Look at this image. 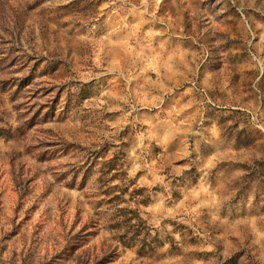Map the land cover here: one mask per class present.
Wrapping results in <instances>:
<instances>
[{
    "label": "rangeland",
    "instance_id": "374dc122",
    "mask_svg": "<svg viewBox=\"0 0 264 264\" xmlns=\"http://www.w3.org/2000/svg\"><path fill=\"white\" fill-rule=\"evenodd\" d=\"M0 264H264V0H0Z\"/></svg>",
    "mask_w": 264,
    "mask_h": 264
},
{
    "label": "trees",
    "instance_id": "16d2710c",
    "mask_svg": "<svg viewBox=\"0 0 264 264\" xmlns=\"http://www.w3.org/2000/svg\"><path fill=\"white\" fill-rule=\"evenodd\" d=\"M114 168L107 167V170L101 171L102 176L108 179V182L113 181L118 176L124 174L115 173L111 177L109 174ZM129 186L121 181L120 184L108 186L105 191L106 199L103 202L109 205V209L113 212L108 219V227L116 231V237L126 246H138L140 251L153 249L154 245H159L161 242L158 236L150 238L151 229L146 222L141 218L138 211L128 207L120 206L121 202H125L124 196L128 193ZM137 190L132 192V196L137 193ZM135 198V197H134ZM138 203H143L141 200Z\"/></svg>",
    "mask_w": 264,
    "mask_h": 264
}]
</instances>
